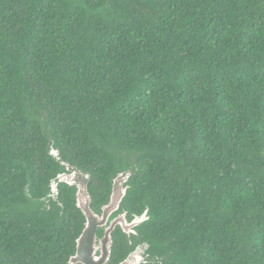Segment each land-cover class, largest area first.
Returning a JSON list of instances; mask_svg holds the SVG:
<instances>
[{"label":"trees","instance_id":"16d2710c","mask_svg":"<svg viewBox=\"0 0 264 264\" xmlns=\"http://www.w3.org/2000/svg\"><path fill=\"white\" fill-rule=\"evenodd\" d=\"M64 166L147 211L107 264H264V0H0V264H69Z\"/></svg>","mask_w":264,"mask_h":264},{"label":"water","instance_id":"95a60500","mask_svg":"<svg viewBox=\"0 0 264 264\" xmlns=\"http://www.w3.org/2000/svg\"><path fill=\"white\" fill-rule=\"evenodd\" d=\"M50 155L58 157V151L51 150ZM68 176L72 178L71 181L64 180L66 178L65 174L57 176V182L51 184L52 196L57 194L58 183L66 182L69 186H72L74 173ZM128 177V175L123 176V174H120L114 179L109 201L101 208L100 215L94 213L90 208L91 200L87 194V186L85 185L83 190L77 186L75 206L82 213L85 223L82 233L76 240L75 254L69 259V264H107L112 245L111 234L115 227L119 226L124 233L129 234L132 232V228L139 226L147 220V211H144L140 217L133 219L131 223H127L124 215H122L111 221L109 226L104 229L103 236L97 239L98 229L104 228L107 225L109 217L119 209L127 190V188H123L122 186L126 183ZM141 257L137 248L120 264H139Z\"/></svg>","mask_w":264,"mask_h":264},{"label":"flooded vegetation","instance_id":"af4514ba","mask_svg":"<svg viewBox=\"0 0 264 264\" xmlns=\"http://www.w3.org/2000/svg\"><path fill=\"white\" fill-rule=\"evenodd\" d=\"M64 170H65V172H64V174L66 175V176H68V175H70L71 173H74V177H73V179H74V181H73V184H72V186L74 187V189H75V193H76V191H77V186L78 185H82V186H84L85 187V180H84V175H82V174H80V173H78V172H76L75 170H73V169H71V168H69V167H67V166H64ZM68 178H70V176H68ZM67 179V178H66ZM54 182H57V177H56V181H52V183L51 184H53ZM61 184H64V185H68L66 182H61ZM116 186V185H115ZM112 187H113V185H112ZM123 188H128V186H126V185H123L122 186ZM126 192H127V190H126ZM121 205V204H120ZM119 209H120V207H119ZM119 209L116 211V212H114L110 217H109V220H108V222H107V225L104 227V228H100V229H98V230H101L102 231V235H101V237L103 236V234H104V229L106 228V227H108L109 226V224H110V222L111 221H113L114 219H116V218H119L120 216H122V215H124V219L126 220V222L127 223H131L132 221H133V219H135V218H137V217H140V216H136V215H132V217L129 219V218H127V214H126V212H119ZM100 213H101V209H100ZM100 213L98 214V215H100ZM138 227V226H137ZM137 227H134V228H132L131 229V233H129V234H126V233H124L121 229H120V227L119 226H116L115 227V229L116 228H119L120 230H121V232L123 233V235H125V237L127 238V239H130V237L131 236H137V232H136V228ZM114 229V230H115ZM114 230H113V232H114ZM98 232V231H97ZM112 232V233H113ZM101 237H98L97 236V239H100ZM111 238H112V234H111ZM130 245H131V243H130ZM139 249V252H140V254H141V260H140V263L139 264H141V263H143V262H145L146 260L145 259H147L148 258V255L145 253L146 252V248H145V246H140V245H135V247L132 249V251L128 254V255H130L132 252H134L136 249ZM127 255V256H128ZM120 264V263H119Z\"/></svg>","mask_w":264,"mask_h":264},{"label":"rangeland","instance_id":"374dc122","mask_svg":"<svg viewBox=\"0 0 264 264\" xmlns=\"http://www.w3.org/2000/svg\"><path fill=\"white\" fill-rule=\"evenodd\" d=\"M66 178H67V179H66ZM66 178H64V180L71 181V179H72V178H68L67 176H66ZM73 181H74V179H73ZM78 186L80 187L81 190L84 189V186H82V185H78Z\"/></svg>","mask_w":264,"mask_h":264}]
</instances>
